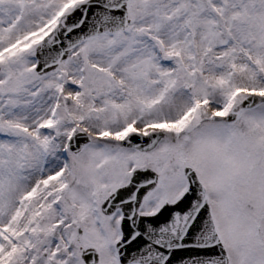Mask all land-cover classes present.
Returning a JSON list of instances; mask_svg holds the SVG:
<instances>
[{
    "label": "snow or ice",
    "instance_id": "obj_1",
    "mask_svg": "<svg viewBox=\"0 0 264 264\" xmlns=\"http://www.w3.org/2000/svg\"><path fill=\"white\" fill-rule=\"evenodd\" d=\"M0 264H264V0H0Z\"/></svg>",
    "mask_w": 264,
    "mask_h": 264
}]
</instances>
